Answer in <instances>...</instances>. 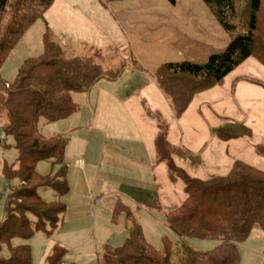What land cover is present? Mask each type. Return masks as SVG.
I'll return each instance as SVG.
<instances>
[{"label": "rangeland", "instance_id": "1", "mask_svg": "<svg viewBox=\"0 0 264 264\" xmlns=\"http://www.w3.org/2000/svg\"><path fill=\"white\" fill-rule=\"evenodd\" d=\"M235 2L241 5L240 0ZM260 23L264 39V11ZM47 31L65 57L92 58L104 71L123 68L124 72L114 81L102 79L89 92L73 93L79 108L75 115L40 122L43 136L66 139L69 191L61 197L66 206L63 221L50 236L39 229L28 241L32 264H50L53 248L61 247V240L62 259L72 256L75 264H92L93 254L96 259L100 254L114 258V249L123 245L133 224L141 226L146 242L160 253L164 239L170 241L171 260L179 263L183 240L170 230L167 214L185 199L184 183L169 176L166 163L158 159L154 138L159 132L167 136L177 150L172 155L174 164L193 178L224 176L235 161L264 171V158L256 149L264 147V66L248 59L222 85L195 96L177 118L158 90V68L172 62L206 63L230 42L202 0L174 4L169 0H55L12 46L0 70L3 80L13 82L26 59L44 53ZM2 122L0 140L7 147L0 148V223L6 216L9 187L19 182H9L1 173L3 160L18 168L14 138L4 134ZM226 122L244 124L252 135L224 141L216 129ZM35 168L42 176H54L59 170L52 160H41ZM54 193L39 190L46 200H52ZM118 201L129 215L116 207ZM183 242L203 253L220 243L195 237ZM238 250L239 264H264V232L252 228ZM2 255L9 256L6 247Z\"/></svg>", "mask_w": 264, "mask_h": 264}, {"label": "trees", "instance_id": "2", "mask_svg": "<svg viewBox=\"0 0 264 264\" xmlns=\"http://www.w3.org/2000/svg\"><path fill=\"white\" fill-rule=\"evenodd\" d=\"M54 1L0 0V70L20 35L42 18ZM202 1L229 35L230 42L206 63L172 62L158 68L156 83L177 118L195 96L222 85L248 59L254 58L264 66V39L260 38L264 0H240L241 5L235 0ZM169 2L174 4L176 0ZM122 72L123 68L104 71L92 58L65 57L63 48L47 31L44 53L26 59L13 82H6L0 74V122L5 120L3 132L14 138L18 153V168L4 162L2 173L9 182L19 181L10 187L6 216L0 223V264H32L28 241L39 229L50 236L66 211L61 197L69 191L64 160L67 142L61 135L44 137L40 122L54 123L75 115L79 108L73 93L89 92L102 79L114 81ZM216 132L224 141L252 135L247 126L235 122H226ZM0 144L7 147L4 141ZM154 145L169 176L179 177L184 183L185 199L167 214L170 230L183 241L195 237L220 243L213 251L203 253L182 241L183 253L179 263H174L170 241L164 239L160 253L146 242L141 226L133 224L123 245L113 251L115 264H239V243L255 226L264 232V171L235 161L226 175L201 180L188 176L174 164L172 155L177 150L166 135L159 132ZM256 149L264 158V147ZM41 160H52L59 166L58 173L40 175L35 166ZM40 189L54 191L57 199H44ZM116 207L130 214L119 201ZM15 239L24 243L14 245ZM5 247L9 252L6 258L2 255ZM61 253L62 249L57 248L50 264L58 263Z\"/></svg>", "mask_w": 264, "mask_h": 264}, {"label": "crops", "instance_id": "3", "mask_svg": "<svg viewBox=\"0 0 264 264\" xmlns=\"http://www.w3.org/2000/svg\"><path fill=\"white\" fill-rule=\"evenodd\" d=\"M117 80V79H116ZM109 81H111V80H109ZM156 81V80H155ZM157 84V83H156ZM157 87H158V85H157ZM158 90L160 91V89H159V87H158ZM160 93H161V91H160ZM161 95L163 96V98L166 100V102L169 104V102H168V100L165 98V96L161 93ZM170 105V104H169ZM219 126L221 125L220 123L218 124ZM42 134V133H41ZM158 135V134H157ZM157 135L155 136V138L157 137ZM45 137V136H44ZM52 137H54V136H52ZM47 138V137H46ZM50 138V137H49ZM155 138H154V142H155ZM1 141H4V140H0V143H1ZM154 147H155V145H154ZM0 148H4L3 147V145L2 144H0ZM4 162H6L5 160H3L2 161V166H1V173H2V167H3V164H4ZM7 163V162H6ZM8 164V163H7ZM10 165V164H9ZM2 175H3V173H2ZM4 177V176H3ZM12 186V185H11ZM10 186V187H11ZM9 187V188H10ZM43 190H46V189H43ZM10 191V190H9ZM9 194H10V192H9ZM54 198H52V200H56L57 199V194L56 193H54ZM184 200V199H183ZM182 203V202H181ZM180 206V205H179ZM4 219H5V215H4ZM63 221V220H62ZM72 238V237H71ZM14 244V243H13ZM61 244V247H63V246H65V244H64V242H63V240H61V242H59V245ZM15 245V244H14ZM63 245V246H62ZM60 246H57V247H54L53 248V253H52V255L54 254V251L57 249V248H61ZM62 249V253H61V255H60V258H59V260L57 261L58 263H56V264H64V263H66V261H69V264H75V263H73L72 262V260H73V257L72 256H68L67 258H65V259H62L63 258V255H64V251H63V248H61ZM52 255L50 256V259H51V257H52ZM82 255H85V254H81V253H79V256H82ZM89 256V255H88ZM93 261H92V264H115V258H111V257H103V255L102 254H100V255H98L97 257H98V259H96V257H95V255L93 254ZM50 259H49V262H50ZM113 259V260H112ZM75 261V260H74ZM67 264V263H66Z\"/></svg>", "mask_w": 264, "mask_h": 264}, {"label": "built area", "instance_id": "4", "mask_svg": "<svg viewBox=\"0 0 264 264\" xmlns=\"http://www.w3.org/2000/svg\"><path fill=\"white\" fill-rule=\"evenodd\" d=\"M63 264V263H62Z\"/></svg>", "mask_w": 264, "mask_h": 264}]
</instances>
